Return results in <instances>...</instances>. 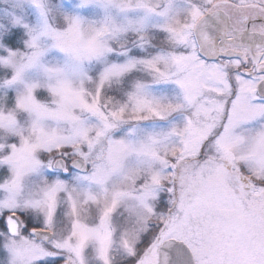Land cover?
Wrapping results in <instances>:
<instances>
[{
  "label": "snow or ice",
  "instance_id": "1",
  "mask_svg": "<svg viewBox=\"0 0 264 264\" xmlns=\"http://www.w3.org/2000/svg\"><path fill=\"white\" fill-rule=\"evenodd\" d=\"M0 264H264V0H0Z\"/></svg>",
  "mask_w": 264,
  "mask_h": 264
}]
</instances>
